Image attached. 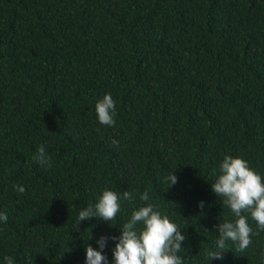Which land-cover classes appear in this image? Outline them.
I'll return each instance as SVG.
<instances>
[{"label": "trees", "instance_id": "1", "mask_svg": "<svg viewBox=\"0 0 264 264\" xmlns=\"http://www.w3.org/2000/svg\"><path fill=\"white\" fill-rule=\"evenodd\" d=\"M109 93L114 126L96 114ZM225 155L264 178V0H0V264H86L101 236L113 264L148 204L186 236L183 264H264L250 213L251 245L207 257L237 219L212 191ZM105 189L133 199L79 224Z\"/></svg>", "mask_w": 264, "mask_h": 264}, {"label": "clouds", "instance_id": "2", "mask_svg": "<svg viewBox=\"0 0 264 264\" xmlns=\"http://www.w3.org/2000/svg\"><path fill=\"white\" fill-rule=\"evenodd\" d=\"M116 102L111 94H105L96 104L98 121L105 126H114ZM113 143H118L113 141ZM40 165L50 166L51 157L47 155L45 147L41 145L34 157ZM219 175L212 183V191L220 198L237 218L235 222L224 221L217 227L219 238L215 251H208L207 257L213 259L224 258V253L230 249L226 244L231 241L236 244V251L244 252L252 243L251 237L258 235L249 226L248 218L242 213H250L260 230H264V182L262 176L249 166V162L241 157L225 155L219 165ZM169 187L178 182L173 173L165 178ZM16 191L25 192L23 186H15ZM132 200L133 194L124 191L122 194L105 189L95 205H89L78 214V223L92 217L112 222L120 211V200ZM141 201H148L149 194H140ZM203 207V201L200 203ZM0 221L7 223L6 213H0ZM112 224V223H111ZM141 227L138 228L137 226ZM118 241L112 249L113 264H183L178 255L182 249V241L186 236L171 222L166 215L154 210V205L148 204L138 210H133L130 219L122 227ZM109 237L101 236L97 243L99 250L88 245L86 248V264H108L104 254ZM6 264H14L11 257H5Z\"/></svg>", "mask_w": 264, "mask_h": 264}]
</instances>
